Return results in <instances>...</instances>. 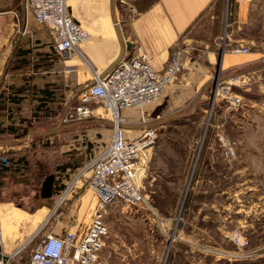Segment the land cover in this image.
Wrapping results in <instances>:
<instances>
[{
    "label": "crops",
    "instance_id": "0c3cea01",
    "mask_svg": "<svg viewBox=\"0 0 264 264\" xmlns=\"http://www.w3.org/2000/svg\"><path fill=\"white\" fill-rule=\"evenodd\" d=\"M221 2L70 0V11L89 30L90 38L80 45L85 59L74 54L64 59L54 51L45 27L34 23V30H30L31 33L28 34L26 26L33 21L24 0H0V14H3L7 23L5 31L11 32L15 26L11 11L16 9L20 13L22 9V27L25 25L24 34L27 33L20 38L18 36L12 43V58L0 85V194L8 187L10 173L20 175L27 172L23 168L12 172L2 166L11 159L29 160L33 167L41 168L34 171L41 179L55 166L57 168L59 165L91 157L101 145L99 137L84 138L77 132V137L66 138L67 133L61 131L64 124L60 122L51 131L48 146V118L58 119L63 111L62 104L66 103L63 101L64 97L72 93L74 87L85 84L91 68L104 72L120 57L141 52H146L151 57L153 66L162 70L174 50L180 49L181 69L175 79L164 86L158 103L142 116L136 134L146 126H162L163 121L177 114L180 118L189 116L190 121L197 120L199 125L206 109V100L210 97L214 77L219 74L222 81H228L230 77L237 75L240 80L233 83L232 88L240 97V103L236 106L225 105L226 111L221 112L220 122H215V113L209 127L211 131L209 134L206 132L207 137L205 134L202 141L200 134L198 139L201 142L195 140V146L202 143L201 150L204 145V151L199 153L196 160L206 161L205 165L211 166V163L221 162L223 156L228 157L229 148L237 163L241 164L246 161L247 148L251 155L263 153L264 53L250 49L246 53L231 52L229 48L238 45L233 44V41L226 42L229 47L222 48L221 21L218 17ZM48 89L52 93L53 101H48ZM122 112L125 117L131 116L130 109ZM93 121L95 123L89 130L96 135L100 132V127L97 126L98 120ZM228 127L236 132V138L230 140L231 144L227 143L228 133L225 132ZM48 149L52 152L50 162L54 163L49 169ZM214 151L217 152L216 155L213 154ZM255 160L256 157L248 159ZM147 171L141 167L137 175H145ZM168 171L167 176L172 173L171 170ZM211 176L214 174L211 173ZM86 194L88 187L87 180L84 179L74 198L64 204L57 214L51 213L52 198L40 196L37 199L38 207L30 212V215L41 218L40 224L26 234L24 239L38 237L44 230L61 233L63 229H72L81 235L87 229L95 208V200L89 204L82 200ZM33 202L36 204L35 200ZM1 203L0 199V218L6 217L10 212L16 218L29 213L19 207L11 211L10 206ZM56 218H59L56 220L59 225L53 226ZM160 218H157L158 223L153 224L164 230L165 223ZM0 237L3 241L1 233ZM160 242L161 250H156L157 258H162L164 254V237L161 236ZM107 258L108 256L104 257L102 264H108Z\"/></svg>",
    "mask_w": 264,
    "mask_h": 264
},
{
    "label": "rangeland",
    "instance_id": "374dc122",
    "mask_svg": "<svg viewBox=\"0 0 264 264\" xmlns=\"http://www.w3.org/2000/svg\"><path fill=\"white\" fill-rule=\"evenodd\" d=\"M221 1L218 17L221 21L222 48H224L223 42L233 41V44L248 45L250 51L264 53V0ZM20 10L22 12V9ZM31 17L33 22L26 26L28 34L31 33L30 30H34V23L38 24L32 15ZM6 24L1 13L0 73L9 59L14 40L18 36L20 38L27 35L24 34L25 32L22 33L21 21L19 27L14 26L11 32L5 31ZM214 78L210 97L206 100V109L199 125L197 120L190 121L189 116L180 118L178 114L167 118L162 126L155 125L157 137L151 148L148 166L145 168L148 171L145 175L135 176L136 183L146 195L151 207L162 217L165 223L164 230L153 224L158 219L152 209L144 206L143 203L128 205L122 199L113 200L105 212L104 218L109 232L101 250L100 264L105 256H108V264H264V152L251 155L249 148L246 147V161L241 164L237 163L229 148L228 157L223 156L221 162L211 163V166L205 165L206 161L196 160L204 151V145L201 150L202 143L200 146H195V140L200 143L198 136L201 134L203 141L206 132L209 134L211 131L209 127L215 113V122H220L221 112L226 111L227 103L224 101L218 100L211 106V97L217 81L225 82L221 80L219 74ZM89 81L88 79L84 83L87 84ZM84 85L79 84L73 88L72 93L64 97L63 101L66 103L62 104L63 110L66 107L68 111L77 103V95ZM158 101L147 106L145 113ZM130 111L131 116L125 117L126 121L123 125L128 128V134L135 135L142 114L137 109ZM94 113L100 117L80 120L69 117L61 123L64 124L61 131L66 132V138L71 139L77 137V132L84 138L98 136L99 142L103 144L111 129L112 121L104 116L102 109H97ZM60 115L61 113L59 117ZM59 117L48 118V146H50L51 131L60 122ZM93 119L98 120L97 126L100 127V132L96 135L89 130L95 123ZM225 132L228 133L227 143L231 144L230 140L236 138V132L231 127ZM235 151L234 146V153ZM215 153L217 152L214 151L213 154L216 155ZM254 157H256L255 161H248L249 158ZM50 158L52 152L48 149V169L50 165H54L50 162ZM87 160L88 158L77 160L62 168L73 169ZM25 163L26 167L28 163L27 172L20 175L9 174L8 187L3 194H0L1 204L10 206L11 211L19 207L29 212L20 218L14 217L11 212L6 217L0 218V233L4 244L6 243L3 245L8 250L17 246L18 242L24 241V236L36 228L41 220L30 215V212L38 207L37 199L40 198L44 177L40 179L34 174V171L41 168L33 167L29 160ZM72 164L73 166H70ZM56 169L55 166L52 171H48V174L54 173V189L57 183ZM168 170L172 171L169 176L166 175ZM211 173L214 176H211ZM87 175H89L88 171L83 179ZM19 181L22 183H17ZM55 194L53 198L51 196L52 203ZM82 200L87 204L95 200L90 188ZM58 219L53 221V226L59 225L56 224ZM161 236L164 237V254L162 258H157L156 250H161ZM37 239L38 237H35L22 249L17 257L18 263L25 264L29 250Z\"/></svg>",
    "mask_w": 264,
    "mask_h": 264
},
{
    "label": "built area",
    "instance_id": "2783aa9c",
    "mask_svg": "<svg viewBox=\"0 0 264 264\" xmlns=\"http://www.w3.org/2000/svg\"><path fill=\"white\" fill-rule=\"evenodd\" d=\"M24 4L35 21L46 28L57 54L64 59L72 54L85 59L80 45L89 40L90 32L70 11L67 0H24ZM11 12L13 24L18 28L20 13L16 9ZM229 49L231 52L246 53L249 46L239 44ZM179 55L180 49L174 50L162 70L153 66L146 52L122 56L104 72L91 68L90 81L79 91L77 103L68 111L65 107L59 121L65 122L69 117L77 120L100 117L94 111L102 109L104 116L112 121L111 129L106 141L81 166L56 170L57 183L56 189L53 186L52 198L55 193L56 196L51 213H59L66 201L76 194L87 171L89 175L85 179L95 198V208L87 229L81 235L72 229H63L61 233L53 230L41 232L33 242L25 264H100L101 250L109 232L105 212L115 199H122L128 205L143 203L161 219L135 181L139 169H145L150 160L151 148L157 137L156 127L146 126L138 134L130 135L123 125L126 119L122 111L137 109L142 117L146 107L159 100L164 86L171 83L180 71ZM239 80L234 75L224 83L217 81L211 106L218 100L229 106L238 105L240 97L234 92L232 84ZM33 240L34 236L8 250L0 237V264H20L17 257Z\"/></svg>",
    "mask_w": 264,
    "mask_h": 264
},
{
    "label": "water",
    "instance_id": "95a60500",
    "mask_svg": "<svg viewBox=\"0 0 264 264\" xmlns=\"http://www.w3.org/2000/svg\"><path fill=\"white\" fill-rule=\"evenodd\" d=\"M11 58H12V56H10L8 62L6 63L4 69L1 73L0 85H1L2 76L5 74ZM53 186H54V173L47 174L42 181V185H41V189H40V196L44 197V198L51 197L52 193H53Z\"/></svg>",
    "mask_w": 264,
    "mask_h": 264
},
{
    "label": "trees",
    "instance_id": "16d2710c",
    "mask_svg": "<svg viewBox=\"0 0 264 264\" xmlns=\"http://www.w3.org/2000/svg\"><path fill=\"white\" fill-rule=\"evenodd\" d=\"M53 100H54V98L52 97V93L48 89V101H53ZM22 161L23 160H21V159H17V160H12L11 159L10 161H8V164H6V165L3 164L2 166L4 168H7V169L11 170L12 172L13 171H20V168H23V170H25L27 168L26 167V163L25 162H22ZM63 166H65V165H59L57 167V169L60 168V167L62 168ZM71 166H73V164ZM10 174H12V173H10Z\"/></svg>",
    "mask_w": 264,
    "mask_h": 264
},
{
    "label": "bare ground",
    "instance_id": "6f19581e",
    "mask_svg": "<svg viewBox=\"0 0 264 264\" xmlns=\"http://www.w3.org/2000/svg\"><path fill=\"white\" fill-rule=\"evenodd\" d=\"M68 1V3H69V5H70V0H67ZM1 225V224H0ZM1 228V227H0Z\"/></svg>",
    "mask_w": 264,
    "mask_h": 264
}]
</instances>
